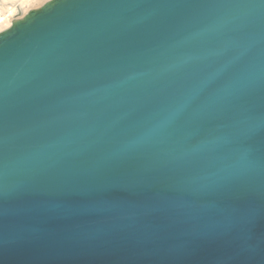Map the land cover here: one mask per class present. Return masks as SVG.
I'll return each mask as SVG.
<instances>
[{
	"label": "water",
	"instance_id": "1",
	"mask_svg": "<svg viewBox=\"0 0 264 264\" xmlns=\"http://www.w3.org/2000/svg\"><path fill=\"white\" fill-rule=\"evenodd\" d=\"M88 2L0 51V264H261L236 250L264 238V0Z\"/></svg>",
	"mask_w": 264,
	"mask_h": 264
},
{
	"label": "snow or ice",
	"instance_id": "2",
	"mask_svg": "<svg viewBox=\"0 0 264 264\" xmlns=\"http://www.w3.org/2000/svg\"><path fill=\"white\" fill-rule=\"evenodd\" d=\"M51 0H0V51H3L6 47L5 38L10 33V31L14 30L17 27L16 16H18L20 9H5L3 5H39L40 8H44L49 5ZM61 6L63 9H77V8H85L94 6L89 3L88 0H60ZM39 9L33 8L30 12L35 13L38 12ZM20 20H24L23 16L19 17ZM249 134L252 138V145L250 148L246 149V153L249 157H252L253 153L256 150L257 143L260 148L264 150V136L259 137L257 139V132L255 126H251L249 128ZM250 163L254 166L257 161L255 158L250 159ZM261 165H264V159L259 161ZM5 194L0 192V198H2ZM102 207H108V205H102ZM159 207L157 201L150 200L147 201L144 207V212L151 213L154 209ZM4 216L3 209L0 208V218ZM255 211L251 208L244 209L234 216L231 217L230 223L238 226H243L244 228L251 230L252 226L255 224ZM233 228H226L224 230H205L200 231L201 235L204 236H214L221 232L231 231ZM169 229L165 226L156 227L153 229H149L147 231H139L135 232L134 238L141 244L148 246L155 242L162 241L165 239ZM21 236L25 235L24 233L20 234ZM88 239H96L98 238L95 233H85L83 234ZM186 250L185 245L180 244L170 248H161L159 251L162 254L168 255H179L182 254ZM261 256V264H264V238L261 239L259 245L255 243L253 239L246 240L243 244H241L236 250V254L238 256H248L253 257L255 255Z\"/></svg>",
	"mask_w": 264,
	"mask_h": 264
},
{
	"label": "bare ground",
	"instance_id": "3",
	"mask_svg": "<svg viewBox=\"0 0 264 264\" xmlns=\"http://www.w3.org/2000/svg\"><path fill=\"white\" fill-rule=\"evenodd\" d=\"M3 7L5 9H16V8H19L20 11H19V14L18 16H16V20H19V17L20 16H26L28 14V12H30L31 9H33V7H35V5H15V4H12V5H3Z\"/></svg>",
	"mask_w": 264,
	"mask_h": 264
},
{
	"label": "rangeland",
	"instance_id": "4",
	"mask_svg": "<svg viewBox=\"0 0 264 264\" xmlns=\"http://www.w3.org/2000/svg\"><path fill=\"white\" fill-rule=\"evenodd\" d=\"M33 8H37V9H39V8H40V6H39V5H35V7H33Z\"/></svg>",
	"mask_w": 264,
	"mask_h": 264
}]
</instances>
